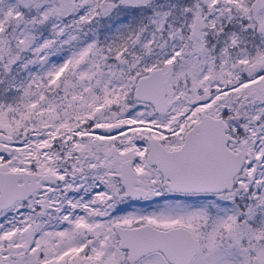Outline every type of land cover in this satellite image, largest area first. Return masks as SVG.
<instances>
[{"label": "snow or ice", "instance_id": "6c2138e0", "mask_svg": "<svg viewBox=\"0 0 264 264\" xmlns=\"http://www.w3.org/2000/svg\"><path fill=\"white\" fill-rule=\"evenodd\" d=\"M0 264H264V0H0Z\"/></svg>", "mask_w": 264, "mask_h": 264}]
</instances>
